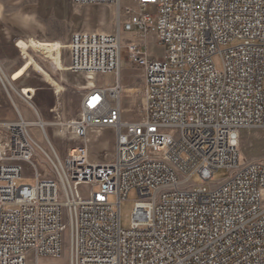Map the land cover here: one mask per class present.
Here are the masks:
<instances>
[{
	"label": "built area",
	"instance_id": "obj_1",
	"mask_svg": "<svg viewBox=\"0 0 264 264\" xmlns=\"http://www.w3.org/2000/svg\"><path fill=\"white\" fill-rule=\"evenodd\" d=\"M72 2L112 4L118 15L114 33L72 34L66 71L88 81L113 72L117 83L81 93L65 125L84 144L50 158L51 177L34 161L33 124L0 125V264L59 259L66 233L70 264H264V160L241 165L239 150L241 130L264 129V0ZM128 33L155 35L165 60L124 44ZM124 52L144 70L143 110L120 82ZM103 128L115 132L114 158L93 163L88 134ZM26 164L33 185L18 184ZM222 168L231 175L215 185Z\"/></svg>",
	"mask_w": 264,
	"mask_h": 264
},
{
	"label": "rangeland",
	"instance_id": "obj_2",
	"mask_svg": "<svg viewBox=\"0 0 264 264\" xmlns=\"http://www.w3.org/2000/svg\"><path fill=\"white\" fill-rule=\"evenodd\" d=\"M123 1L128 2V0ZM117 15V9L112 4L76 5L72 0H0V25L10 24L18 27L22 33L18 36L14 34V39L33 37L42 41L64 40L54 52V58L51 61L53 66L48 61H43L42 53L39 55L41 74L30 69L26 75L13 83L14 88L10 84H6L9 92L0 79V106H2L0 107V125L17 122L20 119L16 108L20 110L27 122L32 123L41 118L47 123L45 129L48 139L40 127L33 125L30 131L52 159L56 156L64 159L69 148L84 144L81 139L75 137L72 130L68 129L65 124L78 116L81 106V93L88 89L90 83L84 74L66 71L67 63H65L64 56L66 59L67 51L65 49L73 33L92 31L114 33L117 26ZM129 41L143 46L147 55L153 59L165 60L167 56L166 47L160 44L153 34L147 37H134L133 34H125L124 44ZM0 46L3 50V54L0 55V62L3 64L4 56L9 54L10 46L1 38ZM217 65L220 67L219 60ZM44 70L46 71L43 72ZM93 82L95 85L104 83L106 86L112 87L116 85L117 80L115 73L111 72L96 75ZM120 82L129 92L138 93L135 101L139 109L143 110L145 104V95L142 90L145 86L144 70L138 64L129 61L126 52L123 53L122 57ZM34 84L43 86L33 95L31 100L38 107L26 101L25 95L19 91L25 86ZM76 90H80V92H76ZM125 97V103L128 105L131 102L130 97L128 98V95ZM32 106L37 108L39 115L34 112ZM88 138L91 161L96 160L103 163L113 160L115 153V132L113 129L90 130ZM239 150L241 165L251 161L264 160V129L241 130ZM34 161L44 177L53 175L50 160L40 148L37 149ZM25 167V176L18 181V184H35L34 166L26 164ZM230 175V170L219 169L214 173V184L223 182ZM192 182L202 184L198 175L193 176ZM90 189L92 190V188ZM138 200L139 196L136 190H133L129 193L128 198L121 203V222L124 229L131 226L133 210ZM31 260L33 263H37L33 257ZM41 264H70L68 233L65 236L64 255L59 259L44 258Z\"/></svg>",
	"mask_w": 264,
	"mask_h": 264
},
{
	"label": "crops",
	"instance_id": "obj_3",
	"mask_svg": "<svg viewBox=\"0 0 264 264\" xmlns=\"http://www.w3.org/2000/svg\"><path fill=\"white\" fill-rule=\"evenodd\" d=\"M14 34L17 36L22 35L18 27H14L10 24L0 25V38L7 45L10 46L9 54L4 56L3 64L0 62V79L6 84H10L13 88L15 87L13 83L21 79L24 75H26L30 69H34L41 74V69H40L41 64L38 60L40 58L39 55L42 53L43 61L44 62L48 61L51 64V61L54 58V52L57 46L60 45L64 41L62 39L42 41L40 39L33 38V37L30 39H14V36H13ZM2 54H3V50H2V47L0 46V55ZM51 66H53V63L51 64ZM45 71L46 70H44L43 72ZM42 87L43 86L40 84H34L32 86H25L21 88V90L19 91H21L25 95L24 98L26 99V101H28L33 106L38 107L31 100L34 97L33 95L37 91L42 89ZM65 89L67 91V88ZM14 90L21 97H23L16 89ZM68 91L70 90L68 89ZM76 92H80V90H76ZM28 107H29V104H28ZM41 121L46 123L42 119ZM92 162L102 163L96 160H92ZM36 261L37 263L41 264L43 262V259H38Z\"/></svg>",
	"mask_w": 264,
	"mask_h": 264
},
{
	"label": "bare ground",
	"instance_id": "obj_4",
	"mask_svg": "<svg viewBox=\"0 0 264 264\" xmlns=\"http://www.w3.org/2000/svg\"><path fill=\"white\" fill-rule=\"evenodd\" d=\"M5 80H7V79H5ZM3 82V81H2ZM89 83L90 84H94V82H93V80L91 79V80H89ZM3 84H4V86H5V88H6V90H7V92H9L8 91V88L6 87V83H4L3 82ZM13 103L15 104V102L13 101ZM17 109V113H18V116H19V118H24L23 117V115L20 113V111L18 110V108H16ZM32 109L34 110V112L37 114V115H39L38 114V111L36 110V108H34L33 106H32ZM33 123V125H35V127L37 126V127H40V129L42 130V132L44 133V136L48 139V134H47V131H46V126H47V123H44V122H42L41 121V119H39L38 121H35V122H32ZM37 143H38V145H39V147H40V150L46 155V157H48L49 159L51 158L50 157V155L44 150V148L42 147V144L37 140ZM50 143V142H49ZM52 146V145H51Z\"/></svg>",
	"mask_w": 264,
	"mask_h": 264
}]
</instances>
